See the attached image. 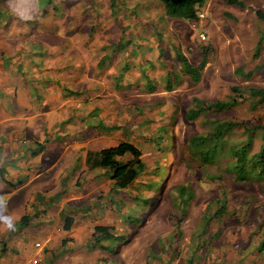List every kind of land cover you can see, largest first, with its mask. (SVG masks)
I'll return each mask as SVG.
<instances>
[{"label": "rangeland", "instance_id": "obj_1", "mask_svg": "<svg viewBox=\"0 0 264 264\" xmlns=\"http://www.w3.org/2000/svg\"><path fill=\"white\" fill-rule=\"evenodd\" d=\"M59 1L63 3L64 0ZM82 1L85 2V5L82 3L84 9H94L93 0ZM107 1L101 0L100 3ZM114 1L116 8H123L125 0ZM241 1L246 9L229 6L222 0H204L200 6L195 5V10L204 13L205 20H173L152 7L151 15L157 13L156 18L162 16V19L159 18L157 23L153 20L149 25L146 24L152 19L147 14L149 8L139 10L134 0V11L126 17L142 23L138 31L145 35V39L134 36V46L137 49L138 43L157 38L166 57L163 64L155 67L158 68L155 73L159 83H154V74L150 76L151 85L155 86L153 93L143 89L117 92L119 105H122V109L117 111L123 114L119 123L128 129L122 133L123 140L141 151L146 168L131 188L118 192L102 185L108 179L99 175L95 181L99 188L89 194V185L84 184L87 178L81 181L79 175L78 185L59 191L66 198L71 194L85 196L78 205L65 199H56L58 204L47 207L33 205L26 202L32 187L25 189L14 202L7 200L5 205L1 203L0 234L10 230L21 232L23 236L20 245L7 251L9 256L19 260L38 259L34 244H40L42 238L27 236L26 233L28 228L40 230L41 222L35 219L46 213L43 209L50 208L52 215L62 213L70 220V234L66 236L69 242L63 248L59 247V243L51 250L49 258L52 261L48 262L45 257L37 260L38 264H228L231 258L236 257L232 249H237L239 236L246 235L249 230L264 231V178L260 181H240L233 175H221L222 171L216 164L200 168L191 161L188 151L189 139L204 134L210 120L242 123L248 130L264 127V105L251 108V101L248 100H243L228 112H207L191 121L186 118L193 98L213 103L225 100L232 87L264 90V44L258 56H254V47L264 31V23L257 20L253 13L254 10L264 13V0ZM200 33L206 35L205 42L198 40ZM137 52L148 55L150 49L134 53L137 55ZM177 53L194 67L205 63L199 81H193L182 72L175 61ZM237 68L244 69L245 73L252 72V78L245 80L235 76ZM171 71L177 73L176 77L165 84L167 79L162 78ZM102 97L107 98L108 95L102 93ZM117 111L106 110V119L112 120V113ZM172 117H176L175 124L165 128L167 120ZM165 129L169 130L172 141L169 147L160 138ZM241 130L238 128L228 134L225 151L226 146L245 140L247 136ZM261 143L260 133L253 134L252 153L259 150ZM227 159L220 161L226 162ZM160 174L163 175L162 184L158 189ZM212 175H215L214 180L209 178ZM103 177L105 179L101 180ZM22 183H25L24 178L17 184ZM68 184L71 183L68 181ZM178 186L185 187L192 195L183 213L173 209L171 204L176 195L174 189ZM217 201L224 205L222 216H213ZM2 216H21V221L12 224L3 220ZM24 216L25 220L22 219ZM205 216H211L208 224H205ZM178 221H181L180 234L176 232ZM51 224L62 233V220L58 225L54 221ZM100 225L115 227L116 234L124 238L112 253L92 246L93 228ZM253 243L243 249L251 254L250 259L254 258L253 250L257 251ZM102 245L106 247L109 243ZM0 250L3 248L0 247ZM238 257L242 259L241 255Z\"/></svg>", "mask_w": 264, "mask_h": 264}, {"label": "crops", "instance_id": "obj_2", "mask_svg": "<svg viewBox=\"0 0 264 264\" xmlns=\"http://www.w3.org/2000/svg\"><path fill=\"white\" fill-rule=\"evenodd\" d=\"M128 1L130 4H125ZM60 2L0 0V204L14 202L32 187L26 202L33 205L51 206L58 204L56 199L78 205L85 196L71 194L66 198L59 191L73 189L79 183V175L81 181L87 178L84 184L88 183L89 194L99 188L95 182L99 175L108 179L102 185L113 189L107 171L87 169L86 154L117 150L120 145L129 144L122 137L128 129L119 123L123 114L117 111L122 109L117 92L143 89L153 93L155 86L151 85L150 76L154 74V83L158 84L155 67L166 60L157 38L138 43L137 49L134 46V36L145 39L138 31L143 24L126 17L134 11V0L122 2L123 8H116L114 0L107 1L108 4L93 0L92 10L84 9L82 0ZM136 3L139 10L149 8L147 14L152 19L146 24L167 17L160 0ZM152 7L161 11L162 16H152ZM143 49H150V53H134ZM175 61L180 66L176 55ZM175 74L171 71L162 80L167 79V84L169 79H175ZM102 93L108 97H102ZM106 110L117 111L112 113V120L106 119ZM23 178L25 183L17 184ZM51 209H43L46 213L35 219L41 222L40 230L26 226L27 236L42 238L35 248L38 259L9 256L7 251L20 245L23 237L21 232L9 230L0 234V264H38L37 260L45 257L50 262L51 250L59 243L62 248L68 244L71 222L62 213L52 215ZM99 210L103 212L102 208ZM2 218L12 224L21 221V216ZM61 220L60 234L51 222L58 225ZM252 241L257 251L253 250L254 258L250 259L251 254L243 249L251 246ZM236 246L232 249L236 257L228 264H240L239 260L243 264L264 261V231L249 230L239 236ZM239 250L243 252L237 253Z\"/></svg>", "mask_w": 264, "mask_h": 264}, {"label": "trees", "instance_id": "obj_3", "mask_svg": "<svg viewBox=\"0 0 264 264\" xmlns=\"http://www.w3.org/2000/svg\"><path fill=\"white\" fill-rule=\"evenodd\" d=\"M165 7V15L171 19L177 20H192L196 19L199 10H195V5L200 6L204 0H193L181 5H173L167 0H160ZM229 6H235L240 9H246V6L241 0H222ZM196 3V4H195ZM254 16L257 20L264 23V13L261 10H254ZM264 44V31L260 34L256 44L254 56L257 57L262 46ZM177 61L181 66V70L193 81H199L200 74L205 66V63H201L199 66L194 67L188 63L186 58L180 54H176ZM234 75L245 80L252 78L253 73H245L244 69L237 68L234 71ZM243 100L251 101V108L264 105V90L251 88L242 90L237 87L230 89V95L223 101H215L213 103L203 102L199 99H192V107L187 111V120H196L199 116L207 113L214 112L216 114L228 112L230 109L237 107ZM176 117H172L167 120L165 128L171 127L175 124ZM209 128L207 131L200 135L189 139L188 151L191 161L198 164L200 168L206 166L219 165V169L222 171L221 175H233L236 180L247 181L255 180L260 181L264 178V127H254L249 129L242 123L231 121H212L208 122ZM241 128L244 135L247 137L240 143L226 146L227 136L232 131ZM260 133L261 145L256 153H252V135ZM160 138L169 147L172 143L169 130L166 129L162 132ZM125 156H129V159L124 160ZM174 157V156H173ZM173 157H170L173 158ZM224 158H228L226 162L220 161ZM219 162H221L219 164ZM85 166L89 170L101 169L107 171L109 179L113 183V189L118 191H126L131 188L135 181L144 172L146 165L142 158L141 151L132 144H122L117 148L103 149L99 152H87L85 157ZM223 166V167H222ZM3 178L2 174L0 175ZM162 174L159 175V187L162 184ZM210 180H214L215 175L209 177ZM4 181V179H2ZM176 193L172 198L171 204L173 209L183 213L186 209V204L192 199V195L189 190L183 186H178L174 189ZM224 205H221L219 201L216 202L215 211L213 210V216H222ZM205 224H208V220L211 216L204 217ZM23 220L26 219L24 216ZM180 222L176 224V232L180 234ZM92 246L102 248L109 253L114 252L115 246L121 242L124 238L116 234L115 227L112 226H95L91 235ZM109 243V246L103 247L102 244Z\"/></svg>", "mask_w": 264, "mask_h": 264}, {"label": "built area", "instance_id": "obj_4", "mask_svg": "<svg viewBox=\"0 0 264 264\" xmlns=\"http://www.w3.org/2000/svg\"><path fill=\"white\" fill-rule=\"evenodd\" d=\"M197 18H196V20H205V14L204 13H202V12H199L198 14H197V16H196ZM192 27H194V24H190ZM198 40L200 41V42H205L206 40H207V37H206V35L205 34H203V33H200L199 35H198ZM34 247L35 248H38L39 247V244L37 243V244H35L34 245ZM34 263H36V261H33Z\"/></svg>", "mask_w": 264, "mask_h": 264}, {"label": "water", "instance_id": "obj_5", "mask_svg": "<svg viewBox=\"0 0 264 264\" xmlns=\"http://www.w3.org/2000/svg\"><path fill=\"white\" fill-rule=\"evenodd\" d=\"M167 1L173 5H181V4H184L186 2H191L193 0H167Z\"/></svg>", "mask_w": 264, "mask_h": 264}]
</instances>
